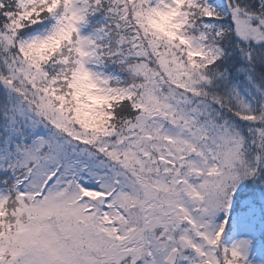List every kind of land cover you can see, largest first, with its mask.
<instances>
[{"label": "snow or ice", "instance_id": "snow-or-ice-1", "mask_svg": "<svg viewBox=\"0 0 264 264\" xmlns=\"http://www.w3.org/2000/svg\"><path fill=\"white\" fill-rule=\"evenodd\" d=\"M0 264H264V0H0Z\"/></svg>", "mask_w": 264, "mask_h": 264}]
</instances>
